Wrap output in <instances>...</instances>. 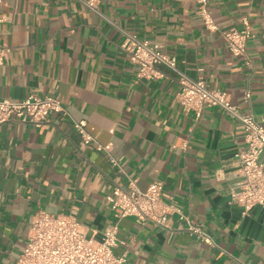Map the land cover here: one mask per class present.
<instances>
[{"label":"crops","instance_id":"crops-1","mask_svg":"<svg viewBox=\"0 0 264 264\" xmlns=\"http://www.w3.org/2000/svg\"><path fill=\"white\" fill-rule=\"evenodd\" d=\"M99 7L264 120V0H209L216 30L206 27L196 0H100ZM245 20L255 37L247 56H237L224 31ZM123 39L78 0H0V44L11 48L0 65V97L53 95L68 111L42 126L0 123V264H17L40 211L73 214L102 237L115 219L107 195L129 177L142 189L162 180L164 200L203 220L219 244L190 233L178 214L170 228L125 217L114 251L131 264H264V207L245 211L230 197L241 178L243 124L217 106L200 117L187 110L176 97L178 75L165 65L162 77L138 78ZM82 119L97 141L112 143L126 173L85 143L74 123Z\"/></svg>","mask_w":264,"mask_h":264},{"label":"built area","instance_id":"built-area-1","mask_svg":"<svg viewBox=\"0 0 264 264\" xmlns=\"http://www.w3.org/2000/svg\"><path fill=\"white\" fill-rule=\"evenodd\" d=\"M78 1L121 30L124 35L121 47L137 65L138 78L162 77L164 73L159 66L165 65L178 75L180 89L176 97L187 110H195L200 117L206 106H217L243 124L246 146L236 153L235 163L239 167L241 178L231 187V201L242 205L245 211L255 205L264 207V120H258L253 111H242L228 98L227 91L209 87L204 79L189 76L178 66L177 57L164 51L161 43H151L120 27L100 10V0ZM196 1L206 27L210 30L218 29L209 8V0ZM224 36L233 54L247 56L248 42L255 37V33L250 22L245 20L243 28L224 31ZM10 51L9 46L0 44V65L5 63ZM245 99L251 100V91L246 92ZM54 113H68L57 96L32 94L24 99L0 97V123L15 118L42 126L51 121ZM74 123L86 144H94L97 149L106 151L111 163L126 173L111 152L112 143L102 144L97 141L88 130L85 119L75 120ZM163 189L162 180H156L142 189L137 179L132 177H129L125 186H117L107 195L115 219L104 229L100 238L89 234L73 214L46 211L36 213L17 264H131L126 254L119 255L114 251L120 241L119 223L125 217H136L170 228L174 216L178 214L190 233L219 247L208 225L203 220H196L186 214L173 198L171 201L164 200Z\"/></svg>","mask_w":264,"mask_h":264}]
</instances>
